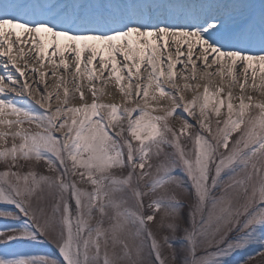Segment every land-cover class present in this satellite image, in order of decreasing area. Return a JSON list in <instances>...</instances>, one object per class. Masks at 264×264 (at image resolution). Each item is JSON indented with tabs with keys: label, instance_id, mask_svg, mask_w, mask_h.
<instances>
[{
	"label": "snow or ice",
	"instance_id": "1",
	"mask_svg": "<svg viewBox=\"0 0 264 264\" xmlns=\"http://www.w3.org/2000/svg\"><path fill=\"white\" fill-rule=\"evenodd\" d=\"M0 169V264L264 257V0H0Z\"/></svg>",
	"mask_w": 264,
	"mask_h": 264
},
{
	"label": "bare ground",
	"instance_id": "2",
	"mask_svg": "<svg viewBox=\"0 0 264 264\" xmlns=\"http://www.w3.org/2000/svg\"><path fill=\"white\" fill-rule=\"evenodd\" d=\"M16 33H17V35H21V30L20 29H16ZM60 39L64 40V41H62L63 42L62 45L67 42L66 38H59V40ZM177 39H179V38H177ZM21 40L22 41H26L27 37L22 35L21 36ZM89 43H91V42H89ZM169 43H171V38H169ZM19 47L23 48V51L25 53L23 59L29 61V70L27 71L26 77H19V74H16V78H18L19 83L23 84L25 82V79H27V82H28L29 86L33 89V91L37 87H39L41 90H43L45 85H47L49 91H52L53 87H54V85L56 83V78L51 76V72L53 71L54 65H51V64L47 63V55L51 52V48H47V51H46L45 55L42 57V59L45 60V63H44L43 67H46L47 69L41 71L39 68H43V67H41L39 64L32 65V63H31V58L29 56V51H30V47H31L30 42L22 43V44L19 45ZM14 49H15V52H12V55L16 56L17 55V49L16 48H14ZM32 55H34V53H32ZM105 55H107L106 52H105ZM195 55H196V53H194V58H195ZM3 59H6V58H3ZM54 59H56L58 61V57H56ZM18 63L22 65L23 64V60H19ZM33 66L37 68L38 72L46 73L47 75H44V76L34 75L30 71L31 67H33ZM179 70H180V66L178 65L176 71L179 72ZM13 71H14V69H13ZM199 71H200V69H198V72ZM211 71H215V69L213 68V69H211ZM57 75L58 76L64 75L63 69H58L57 70ZM105 75H106V73H105ZM249 77H250L249 82H251V70H250V73H249ZM68 79L71 80L72 77L69 76ZM213 79L219 80V77H214ZM225 79H227V77H225ZM122 83H124V81H122ZM177 83H179V81H177ZM258 83H259V77H258V80H257V84ZM69 87H70V85H69ZM109 87L114 90L115 89L114 82H113V84L109 85ZM62 88H63V86H61V89H60L61 93H62ZM234 91L238 92L239 90L237 91V89H234ZM53 102H54V100H53Z\"/></svg>",
	"mask_w": 264,
	"mask_h": 264
},
{
	"label": "rangeland",
	"instance_id": "3",
	"mask_svg": "<svg viewBox=\"0 0 264 264\" xmlns=\"http://www.w3.org/2000/svg\"><path fill=\"white\" fill-rule=\"evenodd\" d=\"M41 167H43V162H41ZM26 169H27V166H26ZM2 170V169H0ZM251 264H264V257H261L259 255H255Z\"/></svg>",
	"mask_w": 264,
	"mask_h": 264
}]
</instances>
